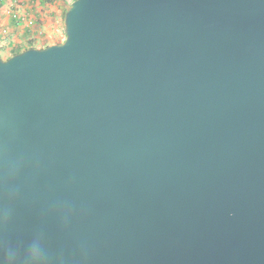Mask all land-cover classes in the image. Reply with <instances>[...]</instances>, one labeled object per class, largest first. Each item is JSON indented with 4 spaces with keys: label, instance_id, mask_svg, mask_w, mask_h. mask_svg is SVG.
Here are the masks:
<instances>
[{
    "label": "water",
    "instance_id": "obj_1",
    "mask_svg": "<svg viewBox=\"0 0 264 264\" xmlns=\"http://www.w3.org/2000/svg\"><path fill=\"white\" fill-rule=\"evenodd\" d=\"M0 55V264H264V0H75Z\"/></svg>",
    "mask_w": 264,
    "mask_h": 264
},
{
    "label": "crops",
    "instance_id": "obj_2",
    "mask_svg": "<svg viewBox=\"0 0 264 264\" xmlns=\"http://www.w3.org/2000/svg\"><path fill=\"white\" fill-rule=\"evenodd\" d=\"M66 0H0V55L59 43ZM60 39V40H59Z\"/></svg>",
    "mask_w": 264,
    "mask_h": 264
},
{
    "label": "clouds",
    "instance_id": "obj_3",
    "mask_svg": "<svg viewBox=\"0 0 264 264\" xmlns=\"http://www.w3.org/2000/svg\"><path fill=\"white\" fill-rule=\"evenodd\" d=\"M5 252L7 256L15 257L13 264H43V249L38 245L30 246L23 255L11 248L6 249Z\"/></svg>",
    "mask_w": 264,
    "mask_h": 264
},
{
    "label": "rangeland",
    "instance_id": "obj_4",
    "mask_svg": "<svg viewBox=\"0 0 264 264\" xmlns=\"http://www.w3.org/2000/svg\"><path fill=\"white\" fill-rule=\"evenodd\" d=\"M68 3H67V7H66V9H68L69 8V6L75 1V0H66ZM64 39H65V33L63 34V36H62V39L59 41V43H61V42H63L64 41ZM1 55L3 56L4 54L3 53H1Z\"/></svg>",
    "mask_w": 264,
    "mask_h": 264
},
{
    "label": "trees",
    "instance_id": "obj_5",
    "mask_svg": "<svg viewBox=\"0 0 264 264\" xmlns=\"http://www.w3.org/2000/svg\"><path fill=\"white\" fill-rule=\"evenodd\" d=\"M48 1H49V0H48ZM67 10H68V9H65V11H64V14H63V17H64V18H65V14H66V11H67ZM30 47H31V46H30ZM30 47H29V48H30ZM29 48H28V49H29ZM38 49H41V48H38ZM19 52H21V51L18 50L17 53H19ZM15 54H16V53H15Z\"/></svg>",
    "mask_w": 264,
    "mask_h": 264
}]
</instances>
